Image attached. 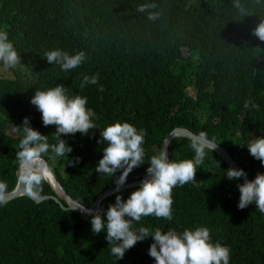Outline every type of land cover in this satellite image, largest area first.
I'll return each mask as SVG.
<instances>
[{
	"label": "trees",
	"instance_id": "obj_1",
	"mask_svg": "<svg viewBox=\"0 0 264 264\" xmlns=\"http://www.w3.org/2000/svg\"><path fill=\"white\" fill-rule=\"evenodd\" d=\"M148 0H0V30L19 53L21 64L0 73V182L8 190L16 181L21 125L48 135L54 144L55 126L45 127L41 113L30 103L35 89L63 84L69 96L87 98L99 129L63 136L72 148L68 160L49 150L43 154L63 190L86 207L95 195L115 185V176L97 174L103 155L100 130L115 121L129 122L146 132L145 160L160 151L162 137L175 125L225 147L249 174L264 173L247 144L264 135V41L253 34L264 19V0H154L159 13L149 20L136 6ZM59 47L70 54L83 49L87 60L64 72L49 65L44 54ZM99 74L97 85L80 87L84 75ZM100 85L103 90H100ZM253 100L258 109H245ZM191 138L171 137L168 158H194ZM148 163L133 169L128 180L145 175ZM230 167L215 151L206 149L196 179L173 189V218L144 217L134 228L154 231L205 226L213 242L231 249L229 264H264V213L254 204L237 207L238 183L224 174ZM139 185L120 189L126 199ZM40 194H54L42 182ZM39 194V195H40ZM112 192L99 201L107 209ZM62 204L65 202L60 199ZM0 205V264H154L148 254L149 236L116 260L105 232L94 234L90 214L63 209L52 198L34 201L20 194Z\"/></svg>",
	"mask_w": 264,
	"mask_h": 264
},
{
	"label": "clouds",
	"instance_id": "obj_2",
	"mask_svg": "<svg viewBox=\"0 0 264 264\" xmlns=\"http://www.w3.org/2000/svg\"><path fill=\"white\" fill-rule=\"evenodd\" d=\"M233 6L242 15L249 14L240 0H233ZM156 7L154 0H148L138 4L136 11L146 13L147 18L154 21L159 17V13L153 11ZM253 34L264 41V19L257 23ZM43 57L49 65H59L64 72L79 67L88 58L83 49L70 54L59 47L46 51ZM19 64H21L19 53L9 40L7 31L0 30V66L7 70ZM98 83L99 74L91 77L84 75L80 87ZM100 90H103L102 85ZM30 103L41 113L45 127L55 126V132L51 134L56 141L50 145L48 135L31 127L28 117H24L22 124L17 125V131L21 127L23 130L20 150L17 152L19 161L16 168L20 163L18 180L25 191L35 197L40 194L42 182L47 179L51 171L43 161V154L51 150L55 156L66 157L67 163L75 166V163L79 162V157L75 158V161L68 160L67 154L71 153L72 148L63 136L76 133L85 135L90 129L99 128L94 122L96 113L87 107V98L81 95L69 96L63 84L45 90L35 89ZM243 106L245 109L259 108V105L251 99L246 100ZM145 135L144 129H137L129 122L119 120L100 130L98 143L103 144L104 147L103 155L98 160L95 170L97 174L110 177L115 176L119 171V175L115 176V201L110 203L107 209L101 207L93 211L84 209V206L78 207L90 213L92 232L106 233L107 246L111 245L110 251L116 260L122 259L126 250L134 247L137 242L151 236L152 243L148 248V254L153 258L154 264H229L230 247L213 242L210 230L205 226H198L195 229L186 228L182 233L174 229L162 231L156 228L152 231L145 226L133 227L134 222L139 223L142 218L149 216L171 220L173 189L193 182L196 179L198 166L206 156V149L213 152L217 145L209 141L207 134L201 131L191 138L190 147L194 150V158L171 160L168 158L167 150L162 149L146 161L143 147ZM247 148L249 154L264 165V135L255 136L247 144ZM232 156L235 157V154ZM145 162L148 163V167L142 182L130 191L126 199L122 198L120 188L126 183L128 175ZM226 169L224 175L229 180H239L244 177L243 183L237 185L240 193L237 207L242 210L249 204H254L259 212L264 213V173L258 172L253 179H247L248 173L244 169L234 167ZM7 191V184L0 182V205L7 203L5 199Z\"/></svg>",
	"mask_w": 264,
	"mask_h": 264
},
{
	"label": "water",
	"instance_id": "obj_3",
	"mask_svg": "<svg viewBox=\"0 0 264 264\" xmlns=\"http://www.w3.org/2000/svg\"><path fill=\"white\" fill-rule=\"evenodd\" d=\"M175 135H183V136H186V137H189V138H192L193 136L197 135V133L193 132L192 130L186 128V127H183V126H178V125H175L173 126L161 139V142H160V150L162 149H166L167 150V143L169 141V139ZM209 139V138H208ZM209 141L217 144L214 151L230 166V167H234V168H238V169H243L235 160V157L230 155V153L223 147L221 146L220 144L214 142L213 140H210ZM43 159V158H42ZM45 165L47 166L45 160L43 159ZM19 165L20 163L18 164L17 168L15 169V177H16V181L14 183V185L7 191V194H6V197L5 199L6 200H9L19 194H24V195H27L29 196L30 198H32L34 201H40L41 199H44V198H52L54 201H56L61 208L63 209H66V208H74V207H77V208H74V209H77L83 213H87V214H90L78 207H83L84 205H82L81 203L73 200L67 193H65V191L61 188V186L58 184V182L55 180L54 176L52 175L51 171H50V174L48 175L47 179H45L51 186V188L53 189L54 191V194H40L38 196H31L29 195L23 185L19 182L18 180V176H19V173H20V168H19ZM48 168V166H47ZM49 169V168H48ZM247 174V173H246ZM144 175L138 179H134V180H128L126 181V183L120 188V189H123V188H126V187H131V186H135V185H139L141 182H142V179H143ZM247 179H250L248 174H247ZM240 180L242 181L243 183V180H244V177H241ZM114 188H115V185L112 186V187H108V188H105L104 190H102L101 192L97 193L95 195V198L93 200V206L92 207H86L84 206V209H92L93 211L95 210H98L100 208L99 206V201L102 197H104L105 195L107 194H110L112 192H114ZM60 199H62L66 205H63L60 201Z\"/></svg>",
	"mask_w": 264,
	"mask_h": 264
},
{
	"label": "rangeland",
	"instance_id": "obj_4",
	"mask_svg": "<svg viewBox=\"0 0 264 264\" xmlns=\"http://www.w3.org/2000/svg\"><path fill=\"white\" fill-rule=\"evenodd\" d=\"M0 73H4V74H8V72L7 71H2L1 69H0Z\"/></svg>",
	"mask_w": 264,
	"mask_h": 264
},
{
	"label": "bare ground",
	"instance_id": "obj_5",
	"mask_svg": "<svg viewBox=\"0 0 264 264\" xmlns=\"http://www.w3.org/2000/svg\"><path fill=\"white\" fill-rule=\"evenodd\" d=\"M38 166V165H37ZM19 168H20V165H19Z\"/></svg>",
	"mask_w": 264,
	"mask_h": 264
}]
</instances>
